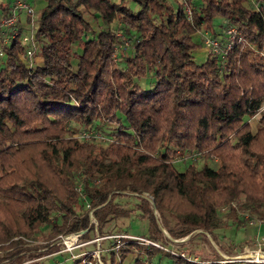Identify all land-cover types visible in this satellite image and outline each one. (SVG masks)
Segmentation results:
<instances>
[{"label":"trees","instance_id":"obj_1","mask_svg":"<svg viewBox=\"0 0 264 264\" xmlns=\"http://www.w3.org/2000/svg\"><path fill=\"white\" fill-rule=\"evenodd\" d=\"M131 1L135 12L126 0H43L33 31L41 63L29 66L27 46L2 26L14 3L0 0V243L85 231L88 212L107 225L127 215L115 203L125 195L153 231L154 212L164 227L171 218L176 238L222 229L221 211L227 227H239L238 209L264 221V0ZM227 26L242 41L197 63L193 36L203 28L221 41ZM86 131L99 138L73 137ZM185 154L204 161L180 170ZM122 239L104 264H160L155 248Z\"/></svg>","mask_w":264,"mask_h":264},{"label":"rangeland","instance_id":"obj_2","mask_svg":"<svg viewBox=\"0 0 264 264\" xmlns=\"http://www.w3.org/2000/svg\"><path fill=\"white\" fill-rule=\"evenodd\" d=\"M3 1L9 2L11 5L14 3V0ZM126 1L133 12L137 11L138 7L135 3L131 0ZM171 1L174 2L180 0ZM31 2L33 3L34 0ZM28 4L32 9V13L29 16L30 21H28L27 13L25 12L26 10H19L16 12L17 27L15 26V28H17L19 34L22 36H30L33 34L35 28V18L39 11L30 3ZM19 16H22L23 22L25 21V25L23 27L21 26ZM26 21H28L27 26ZM31 21L32 28L29 26ZM220 23V19H216L214 21V30L216 32L219 31L217 25ZM118 26L119 24L116 23L115 28ZM5 30L9 29L5 28ZM203 32L204 29L201 28L192 38L195 44H200V46L193 51V56L197 63H201L204 60V55L206 56L208 53L207 49L203 45ZM5 41L7 40L4 39V42ZM26 61L29 66L30 64H36V62H38V56H36V46L31 59ZM146 81H150V79ZM257 119L258 116L247 119L253 130ZM101 130L104 134H108L113 130V125L107 123L102 126ZM73 137L78 138V134L73 135ZM184 158L186 159L185 163H180L178 164V166H180H177L180 170L185 168L186 164L189 163L190 160L194 159L198 168L204 161V159L198 154H185ZM207 162L210 166H215L214 160H209ZM115 203L118 204V208L123 209L127 215L124 216V214H121L115 217L113 221L107 225L101 226L98 224L96 219L93 217L92 212H88L89 223L88 228L85 231L67 235H58L56 237H50L48 232H42L37 233L32 237L22 238L21 240L14 239L16 240V243L12 246H10L9 242L0 243V264H63L73 258L84 255L91 257V260L96 261L98 264H104V259L107 260L108 257V251L113 248L111 242H114V247L118 248L117 246L120 245V243L122 245V241L120 242V240H123L122 238L124 236H135L143 240H147V242L156 243L158 247L149 245L150 247L158 250L156 252V256H154L155 263L159 262L160 264H171V259L164 257L161 253L167 252L179 256L182 254L184 257H180L186 258L192 262L202 261L210 264H231L230 262L235 260V256H239L246 251H255L257 249L258 242L264 237V225L261 233H258V225L260 223H264V221L260 222L258 219L251 217L248 213H244L239 209L237 210V216L240 218L241 222L239 223V227L237 229L234 228V226L227 227V225H229V221L224 220L225 212L221 211L219 217L220 220H222V229H219L212 234H201L196 232L193 235L176 238L174 236V232H176L177 229H175V222L171 218H168V223L166 224L167 227H164L160 222L159 215L154 212L161 228V232L157 233L149 227L147 214L143 215L136 205L138 203L136 196L125 195L117 197L115 198ZM238 203H240V200ZM87 210L88 206H85L84 211L82 212H87ZM99 226H101L100 229L102 232H107L111 235L101 237L98 232ZM90 227L93 229L86 236L84 235L85 237L83 236V238H81L80 236L86 234ZM148 228L150 231H148ZM153 232H155L154 235L157 236V241L146 237V235L149 233L153 234ZM69 237H72L71 244L66 242V239ZM117 240H119V244H117ZM143 244L148 245L147 243ZM261 251L264 252V246H261ZM11 256L14 257L12 260H9ZM131 260V256H128L122 264H132Z\"/></svg>","mask_w":264,"mask_h":264},{"label":"built area","instance_id":"obj_3","mask_svg":"<svg viewBox=\"0 0 264 264\" xmlns=\"http://www.w3.org/2000/svg\"><path fill=\"white\" fill-rule=\"evenodd\" d=\"M19 10H26L27 17L31 15L32 9L30 5L25 0H14V6H13V13L10 17L7 19H4L2 21L3 28H7L11 30V38L19 37L22 44L27 46L25 50V57L27 60H30L32 55L34 54L35 50V43L33 39V34L30 36H22L19 34L16 26V12ZM30 28H32V21L29 23ZM115 36L119 39H122L121 32L119 30L115 31ZM203 36V45L207 49L208 53L214 54L216 56H220L221 58L223 55L236 43H240L242 41L241 36L239 35L238 31L233 26H227L223 30V35L221 37V41L217 40L216 38L210 36L206 32L202 33ZM126 45V44H125ZM0 56H2V53L0 52ZM113 58L117 57V50L115 49L113 54ZM78 137L82 140H90L93 138L98 139L99 136L92 132H84L81 134H78ZM123 238L135 240L141 243H147L148 245H152L153 247H158L156 243L147 242V240H143L141 238L135 237V236H124ZM117 244H119V240L116 241ZM119 246V245H118ZM117 246V247H118ZM261 246H264V238H261L260 241L257 244V249L255 251H246L243 254L239 256H235V260L231 261V264L237 263V264H264V252L261 251ZM184 257V255H180Z\"/></svg>","mask_w":264,"mask_h":264},{"label":"crops","instance_id":"obj_4","mask_svg":"<svg viewBox=\"0 0 264 264\" xmlns=\"http://www.w3.org/2000/svg\"><path fill=\"white\" fill-rule=\"evenodd\" d=\"M25 1H27V3H30L35 9H38V10L44 6L43 0H34L33 3L31 2L32 0H25ZM19 18H20L21 26L23 27L25 25V21L24 22L22 21V16H19ZM204 58H205V55H204ZM40 63H41V59L38 57V62H36V64H40ZM259 225H258V233H261L264 223H260Z\"/></svg>","mask_w":264,"mask_h":264},{"label":"bare ground","instance_id":"obj_5","mask_svg":"<svg viewBox=\"0 0 264 264\" xmlns=\"http://www.w3.org/2000/svg\"><path fill=\"white\" fill-rule=\"evenodd\" d=\"M71 239H72V237L67 238V239H66V242H67L68 244H71Z\"/></svg>","mask_w":264,"mask_h":264}]
</instances>
